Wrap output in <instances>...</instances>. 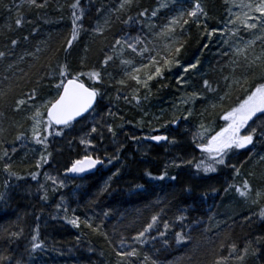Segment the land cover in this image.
<instances>
[{"label":"trees","instance_id":"16d2710c","mask_svg":"<svg viewBox=\"0 0 264 264\" xmlns=\"http://www.w3.org/2000/svg\"><path fill=\"white\" fill-rule=\"evenodd\" d=\"M16 2L0 0V51L11 52V55L0 58V93H3L0 95V155L7 150L5 160L19 174V178L9 179L0 162V255L5 257L0 264H16L17 260L21 264H127L117 255L118 250L125 251L118 247L121 238L139 253L129 258L132 264H151L152 260L157 264H215L219 257L225 258L220 264H264V239L256 240L264 237V218L259 216L264 198L254 204L255 191L247 199H241L234 188L225 191L230 184L239 185L244 179L249 180L254 190L264 188V134H255L251 152L249 149L238 154L240 178H235L230 168L219 167L216 172L209 173L207 181L195 180L188 176L187 169L178 170L172 166V161L181 159L182 153L171 149L165 152L162 145L153 143L138 151V143L130 136L135 133L133 129L143 128L140 132L143 133L154 128V124L146 127L149 119L141 121L144 108L153 115L161 111L164 122L174 119L163 112L166 101H171L163 82L153 88L151 98L141 99L143 109L139 106L134 108V102L127 103L122 98L128 95L125 88L118 93L117 88L120 87L101 82L98 88L103 101L98 106L109 105L106 119L114 125L118 138L115 137L118 143L112 151L106 152L117 157L111 160L115 164L112 167V163H106L105 167L77 178L62 191L47 194L48 198L42 199L48 188L43 183L42 173L35 169L44 146L29 135L28 116L16 108V101H28L33 88L37 90V97L29 102L50 96L55 88L53 82L56 84L59 77L46 73L58 72L61 63L66 62L70 70L79 65L95 67L104 73V77L108 71L112 72L111 69L116 71L115 63H109L106 68L101 65L111 41L124 33L126 26L123 20L129 16L136 17L140 12L146 14L150 6L136 0L129 7L130 13L111 14V27L106 28L102 35L92 34L87 38L82 29L66 52V41L72 28L68 21V0H47V5L40 8L31 5L17 7ZM37 2L42 4L44 0ZM202 3L211 21L221 20L224 12L221 0H202ZM111 5L102 1L97 7L105 11ZM18 10L24 17L21 26L14 23ZM89 11L94 18L98 15L96 10ZM85 26L84 23L83 28ZM12 39L18 40L16 46L11 45ZM218 72L216 68H210V77L207 75L209 86L220 83L221 73L217 75ZM82 78L86 84L93 85L88 77ZM109 111L119 115L110 116ZM120 124H123L122 128L118 127ZM52 131L56 134L54 129ZM21 132L25 136L17 140L16 136ZM173 134L175 138L176 134ZM175 140L178 142L179 137ZM49 143L50 140L47 147ZM185 154L190 156L188 151H184ZM79 157L80 154L72 157L62 153L65 166ZM114 168L120 171L110 175L108 182L107 174ZM165 169L171 177L168 182L145 175L150 171L153 177H158ZM31 172L37 173L35 178L29 174ZM80 179L82 184L78 183ZM5 180H8L7 186ZM106 184L107 189L101 191ZM58 203L61 209L56 208ZM65 208L67 212L63 210ZM65 215L79 217V227L69 223ZM153 215H158V220L141 244L134 239L135 234L151 221ZM178 216L183 219H177ZM85 221L92 227H88ZM165 221L168 228L164 227ZM96 225H100L99 230H94ZM37 226L39 239L44 244L32 250L31 236L37 231ZM11 231H21L22 234L19 238H11L7 234ZM177 233L186 239H178ZM250 240L260 251L243 261L235 259L230 245L236 243L237 248L242 249ZM145 256L150 259L145 260Z\"/></svg>","mask_w":264,"mask_h":264},{"label":"snow or ice","instance_id":"6c2138e0","mask_svg":"<svg viewBox=\"0 0 264 264\" xmlns=\"http://www.w3.org/2000/svg\"><path fill=\"white\" fill-rule=\"evenodd\" d=\"M27 3L31 6H35L37 8L45 7L47 5V0H44V3H38L37 0H27ZM132 0H120V4L118 8L112 9L113 12L119 13L124 10L126 7L130 6ZM237 8L235 13H231V18L227 21L224 28L219 29L224 36H232L233 34L238 35L239 30L236 25H242L245 30H255L261 29L264 31V0H239L238 3L234 5ZM72 9L71 13V35L66 41L65 51L72 46L73 41H75L80 31L83 29V18L85 17L86 9L81 6V0H73V3L69 6ZM159 7H167L166 3H160ZM96 11L102 12V8L96 9ZM146 11V10H145ZM145 15L144 12H140L136 17L129 16L126 20H123L122 23L125 25L135 24L137 22L142 23V17ZM151 15L155 17L157 15V10H153ZM207 17V13L204 11L200 0H194L193 7L191 9H185L183 11H179L177 15L172 16L170 20L164 24L160 31L155 33L157 37H163L166 39V43L162 46H157L154 40H149L147 36H142L137 34L135 36L129 35L128 33H123L117 35L114 38V42L109 48V51L105 54L103 61L101 62L102 68H106L109 63H114L117 59H119V65L123 69L122 76L119 80H116L115 83L120 88H117V92H121V88H127L128 95H123V99L127 103L136 102L138 105L141 99H146L147 96H141V89H145L146 92H151L150 82L154 79L162 78L164 76V72L166 69H170L173 64L179 65L180 59L178 56L180 54L181 49L184 47V42L180 39V36L176 33V28L179 27L183 29L185 25L189 24V22H194L197 25L201 23L200 17ZM119 18V17H118ZM16 26H21L24 23L23 15L17 11V18L14 21ZM231 24L232 27L229 29L228 25ZM111 27L110 18H105L103 23L99 21L92 29L94 33L103 34L106 28ZM204 27L207 29V25ZM35 29H33L34 31ZM218 29H211L208 35L217 32ZM26 39V37H25ZM254 40L246 41L242 47H237L233 53L237 59L240 56H243L247 61L249 60L247 49L250 45L254 44ZM11 45L16 46L18 44L17 39L11 40ZM224 43L227 44L228 40L225 39ZM126 50H130L136 56L141 58V62L137 63L134 59L131 58H121L125 56ZM6 55H11V52L0 51V58L5 57ZM26 55H31L30 53H26ZM227 55V54H225ZM22 59V57H21ZM262 57H255V60H261ZM143 61H146L143 62ZM196 63H199L197 60ZM233 66H235V61H232ZM11 67V65H9ZM196 64H188L185 67V71L188 68H195ZM59 71L55 70L46 73L48 76L56 77L59 79L54 85L56 89V95L48 97L40 104H32V108L34 111L31 112L30 119L32 120L31 125V136L38 143L42 144L45 149L48 146V137L53 135V129L56 134H62L64 129L70 128L73 125V122L77 120V118L83 119L84 114L88 113L90 110L94 109V106L97 102V97L101 95V89L94 86L95 82H103L104 73L100 69H90L87 72H71L68 64L61 63L58 65ZM111 78V74H107ZM87 76L89 80L93 81V85L86 84L82 77ZM227 79V77H225ZM177 80H180V77H177ZM261 82L256 83L254 86H249L245 89V94L243 98H240L237 103L230 106L227 109L223 110L222 119L224 121V125L220 127L218 130L212 129L210 126H207L205 123L201 122L197 126V130L192 133V142L196 149L200 150L201 156L200 158L192 157L190 159H180L179 162L176 160L172 161V166L180 167L181 165H188L192 169H194V175H198L200 173H214L218 170L220 166H227L226 157L232 149H241L246 145L251 144L253 142L255 134L259 131L261 134H264V127L257 128L252 127L249 124V121L256 116L257 113L264 115V76L260 77ZM134 82V83H133ZM235 83H241L240 81H234ZM245 83L247 82V78H245ZM205 86H209V82L207 80L204 81ZM3 95V93H0ZM201 95V93H191L184 103H188L189 100L194 99L196 96ZM37 97V90L35 88L31 89L30 95L28 96V101L35 100ZM117 98H120L118 95ZM225 97H221L223 100ZM26 101L24 99L18 100L16 102V108L19 109L21 105L25 104ZM215 107V105H213ZM108 115L110 116H118V113H112L109 111ZM192 115V109L189 108L188 111L184 114V118ZM123 120V117H120ZM180 118H174L171 123L176 124ZM247 125V127H245ZM107 129L109 133H111L112 137L115 138L117 133L113 124L108 123L103 125ZM118 127L122 128L123 124H120ZM244 129L245 134H241V130ZM98 131L97 124L93 123L90 129V132L83 134L80 137V144L84 145L87 149L88 147L94 144L93 139L88 138L91 133H96ZM25 134L23 132L19 133L16 136V139L19 140L24 137ZM103 139V134L100 136ZM133 139H137L133 137ZM153 141H168L169 137L167 135H154L150 137ZM2 143V142H0ZM172 144H175V138L171 140ZM15 151V149H12ZM119 151V149H117ZM50 153L45 155L41 154V157L37 159L36 166L39 168L42 163H47L48 156ZM8 157V151L3 150V154L0 155V162H2V167L5 173H7L9 179L12 177L19 178V174L13 171V165L5 160ZM117 157L113 156L109 159V163H111L112 159H116ZM103 160L99 155H93L92 153H87L79 158L75 159L71 166L65 168V172H73V173H86L88 170L95 168L98 164H102ZM235 169V173H239V168H236L235 165H232ZM167 168V166H166ZM120 170L117 169L118 173ZM33 178L36 177V172L29 173ZM116 175V173H113ZM145 175L150 178H155L159 180H163L168 176V172L165 170L160 173L158 177H153V173L150 171H146ZM45 176L48 179L57 180L56 177H50L47 173ZM111 179V178H109ZM173 180L176 179L175 176L172 177ZM5 185L7 186L8 180H5ZM59 185L62 187L64 185V181L58 180ZM44 186L41 185V188ZM139 187V186H138ZM234 188L235 191L241 197H251L253 192L255 191V199L252 200V203L257 204L260 202L261 198H264V188L262 189H253L251 183L248 179H244L241 184H230L228 188L225 189L227 192L229 189ZM107 189V184L101 191H105ZM215 191V189H213ZM2 196V194H0ZM47 191H45L42 199H47ZM63 197H61V201H63ZM57 209H61V204L58 203L56 205ZM67 212V209H63ZM259 216L264 218V206L260 208ZM66 220H69L74 226L79 227L80 218L76 216H72L69 218L67 215L64 217ZM177 219H183L182 216H178ZM245 219H248L245 217ZM158 220V215H153L151 217V221L146 224L142 230L137 231L134 239L139 241L141 244L144 243V238L146 233L152 229L153 224ZM88 227H92V225L85 221ZM164 227L168 228L169 225L165 221ZM100 225H96L94 230H99ZM7 231V230H5ZM11 238H19L21 236V231H11L7 233ZM107 236L106 233H104ZM162 235V233H161ZM177 238L180 240L186 239L184 235L181 233H177ZM264 239V237H257L256 240L259 241ZM167 243V241H165ZM44 244L43 240L39 239L38 226L37 231L31 236L30 247L32 250H36L42 247ZM126 245V241L121 238L119 241V246L123 249ZM253 241H248L244 244L242 249L237 248L236 243H232L230 248L232 253L235 254L234 258L240 261H243L245 257L252 255L256 256V254L260 251L259 248L253 246ZM223 247V245H221ZM238 253V254H236ZM118 257L127 261V264H132V261L129 259L131 257H136L139 255L137 249L132 247L130 251H117ZM5 257L0 255V261H3ZM150 259L148 256H145V260ZM224 257H219L215 264H220ZM16 264H21V261L17 260ZM151 264H157V261L152 260Z\"/></svg>","mask_w":264,"mask_h":264},{"label":"rangeland","instance_id":"374dc122","mask_svg":"<svg viewBox=\"0 0 264 264\" xmlns=\"http://www.w3.org/2000/svg\"><path fill=\"white\" fill-rule=\"evenodd\" d=\"M68 1L73 3V0ZM102 1L108 2V5L109 3H112V5L110 7L107 6L108 9H106L102 14L96 15L95 18L92 17L88 11L92 9L94 10L99 2ZM135 1L136 0H132L130 6L126 7L121 12L116 13L113 12L112 9L119 7L120 0H84V3L87 4L86 6L88 7H84L86 9L85 17L83 18V24H86V26L83 28L84 32L87 33V36L96 34L92 31V29L95 27L98 21L103 23L105 18H110V21L112 22V18L110 16L111 14L120 15L121 13H130L131 10L129 7H131ZM20 2H23L24 5L27 4V2H24V0H21ZM142 2L147 4L148 0H142ZM162 2L166 3L167 7H159V4ZM221 2L224 6V12L221 15V20L211 21L205 5L202 4V0H200L204 11L207 13V17L201 16V23L199 25L190 21L189 24L185 25L183 29H180L179 27L176 28L177 35H179L180 39L184 42V47L181 49L178 56V59H180V64H173L170 69L165 70L164 76L162 78L151 81L150 93L146 92V90L143 88L140 91L142 97L146 95L147 97L151 98L153 88L159 82H163L165 84L164 90L170 95L169 97L171 99V101H166V106L163 109V112L170 117L172 116L177 118L178 116L181 119L174 130V133L176 134L175 139H177L178 136L179 141L175 144H172L171 140L173 137L169 133L170 127L172 125L171 121L169 123L167 121L164 122V115H160L161 111L158 115H153L150 110L142 111L141 121L142 118L143 120L149 119L146 121L145 125L154 124L155 129L159 131V133H163V131L166 130V132L169 133V136H171L169 142L163 146L165 152H169V150L175 147L177 144H182L180 146H182L181 148L184 150L191 147L193 143L191 138L192 133L197 130V126L201 122L205 123L207 126H210L214 130H218L220 127H222L224 125V121L221 120L219 123L218 116L223 114L224 109L229 108L230 106L237 103L240 98H243V95L245 94L244 90L249 86H254L256 83L261 82L260 77L264 76V31L261 29L245 30L242 25H236L239 30L238 35L233 34L232 36H224V34L221 33L219 29L224 28L227 21L231 18V13H235L237 11V8L234 5L238 3L239 0H221ZM16 4H18V0ZM193 4L194 0H156V2L151 5L148 12H146V14L142 17V23L137 22L135 24L125 25L127 29H131V31L127 33L132 36L137 34L147 36L149 40H154L157 46H162L167 42L166 39L163 37H157L155 33L159 32L161 27L166 24L172 16L177 15L179 11L191 9ZM69 9L70 13H72V9ZM153 10H157V15L155 17L151 15ZM205 24L207 25V29L204 27ZM231 27L232 25L229 24L228 28L230 29ZM213 28L218 29V31L208 35V33ZM225 39L228 40L227 44L224 43ZM249 40L255 41L254 44L250 45L247 49L249 60L246 61L243 56H240V58L237 59V57L233 55L235 49L237 47H242L243 44ZM113 42L114 39L110 44L112 45ZM189 43H191L190 47H187ZM258 56L262 57V59L255 60V57ZM121 58H131L137 63L141 62V58L131 53L130 50H126L125 56ZM197 60L199 63H196ZM232 61H235V66H233ZM143 62L146 63V61ZM114 63L118 64L117 70L114 71L111 69L112 72L108 71L103 78V81L108 84H112L114 87H121L117 85L115 81L121 78L123 69L119 65V59H117ZM188 64H196V67L188 68V70L185 71V67ZM82 67L86 68L84 65H79L77 68H73L70 71L73 73L85 72ZM210 68H216V70L221 73L219 75L220 83H216L213 86H205L204 81L207 80L209 82L208 77H210V73L208 72L210 71ZM113 72H116V76H113ZM219 72L216 74L218 75ZM108 73L111 74V78L107 75ZM177 77H180V80H177ZM225 77H227V79H225ZM245 78H247L246 83L244 82ZM237 80L241 83L234 82ZM54 85L55 84L53 82V86ZM94 86H101V82H95ZM125 89L127 90V88ZM194 92L201 93V95L189 100L188 103H184L183 101ZM55 95L56 89L53 88L51 95L45 97L44 100ZM221 97L225 98L221 100ZM44 100H42V102ZM42 102H26L25 104L21 105V107L25 109L26 114L28 117H30L31 112L34 111L31 105L40 104ZM213 105H215V107H213ZM189 108L192 109V115L185 119L184 114ZM221 108L224 109L222 110ZM195 118H199L197 122H195ZM29 120V129L31 134L32 120L30 118ZM93 123L97 124L98 131L96 133H91V135L88 137L93 139L94 144L86 149L84 145L80 144V137L83 134L90 132ZM249 124H251L252 127H264V115L257 113L256 116H254L253 119L249 121ZM103 125H105V123L102 122L101 115L97 112H93L92 114H88L85 118H83L82 122L70 127V131H68V133H71L73 136V140H71V147L67 146L66 149L62 150L63 148L58 144V142L62 139L61 138L60 140L55 139L54 143L50 144L47 149L44 147L41 149L38 159L41 157L42 153L45 155H47V153L51 154L48 156L47 163H42L39 167L43 170V183H46L48 188L47 193L50 192L52 194L53 192H60L71 182L66 181L62 175V172L65 169V162L62 159V153H66L72 157L75 156V153H77L76 155L80 154V156H83L89 152L93 155L101 154V159L105 161V164L109 163L108 161L111 156L106 152L112 151L113 146H111L109 143L113 142L112 140L108 141L106 138H104L105 136L109 137L107 136L109 132L105 127H103ZM245 127H247V125ZM101 134H103V139L100 138ZM241 134H245L244 129L241 130ZM69 143L70 141L68 144ZM253 146L254 143H251L241 149H232L226 157L227 166L220 167L230 168L233 170L234 177L240 178L236 175L235 169L231 166L235 165L237 168L239 162L237 156L240 151H246L250 149L251 152V148ZM137 150L139 151L141 148L138 146ZM198 153L201 156L200 150ZM183 159L186 160L188 157ZM45 173H47L50 177H56L58 179H48L45 176ZM58 180L64 181V185L62 187L59 185ZM67 182L69 183L67 184ZM78 183L82 184L81 181ZM118 247L120 246L118 245ZM123 249L128 250L129 245L126 243Z\"/></svg>","mask_w":264,"mask_h":264},{"label":"bare ground","instance_id":"6f19581e","mask_svg":"<svg viewBox=\"0 0 264 264\" xmlns=\"http://www.w3.org/2000/svg\"><path fill=\"white\" fill-rule=\"evenodd\" d=\"M21 0H18V6L17 7H19V6H21V5H23V6H28V3L26 4V5H24L23 4V2H20ZM24 2H27V0H24ZM156 2V0H148V5L151 7V5L152 4H154ZM72 4V2H70V1H68V3H67V6H68V8H70L69 6ZM203 4V3H202ZM87 4H85L84 3V0H81V6L82 7H86V8H88L87 6H86ZM96 9H98V7L96 6L95 8H94V10H96ZM103 9V8H102ZM103 12H105L104 11V9H103V11L102 12H97L98 14H102ZM68 21H69V26H72V22H71V14L69 13V18H68ZM127 27H125L124 29V33L126 32H130L131 31V29H126ZM94 35H102V34H94ZM90 35H88L87 36V38H90L89 37ZM116 67L118 66V64H114ZM86 68H84V67H82L84 70H85V72H87L88 70H90V69H93V68H95V67H91V66H85ZM87 77V76H86ZM92 82V81H91ZM93 83V82H92ZM18 100H21V99H18ZM17 100V101H18ZM42 100H44V98H42L41 100H39V101H41L42 102ZM16 101V102H17ZM26 101V100H25ZM103 101V94H102V92H101V95L100 96H98L97 97V102H96V104H95V106H94V109H92V110H90L88 113H85L84 114V117L83 118H85L88 114H92L93 112H97V113H99L100 115H101V118H102V122L103 123H105V124H108L109 122L107 121V119H106V115H107V111H108V109H109V105L108 104H106L105 103V105H103V103H102V105L103 106H98V103L99 102H102ZM26 102H28V103H33V102H29V101H26ZM38 102V101H37ZM142 103H143V100L142 101H140L139 102V104L137 105L136 104V102H134L133 103V105H134V108H136V107H141L142 109H143V106H142ZM20 110H22V112H25L26 113V111H25V109H23L21 106H20V108H19ZM28 109V108H27ZM143 110H145V111H148L146 108H144ZM29 113V112H28ZM27 115V114H26ZM30 115V114H29ZM223 115V114H222ZM222 115L220 116H218V122L220 123L221 122V120L223 121V119H222ZM28 116V115H27ZM178 117V116H177ZM143 119V118H142ZM198 119L199 118H195L194 120H195V122H197L198 121ZM28 120H29V117H28ZM82 120L83 119H81V118H77V120L76 121H74L73 122V125L72 126H74L75 124H77V123H79V122H82ZM180 120L181 119H179L178 121H177V123L176 124H172L171 125V127H170V129H171V131L169 130V133L172 135L173 133H174V130L176 129V127H177V125L179 124V122H180ZM30 121V120H29ZM75 123V124H74ZM29 124H30V122H29ZM141 126H142V123L140 124ZM151 125V124H150ZM148 126H149V124L148 125H146V127L148 128ZM136 129H133V131L135 132V133H132V134H130V136L133 138V137H136L137 139H135L136 140V142L138 143V145H136L137 147L139 146L140 148H141V150L143 149V148H146V147H148V144H157V145H162V146H165L166 144H167V142H169V140H170V137L171 136H169V133L168 132H166V130H164L163 131V133L161 132V133H159V131H156V133H154L153 134V132L156 130L155 129V126H154V128L151 130H148V131H145V132H143V133H140L141 131H142V129L143 128H137V127H135ZM68 131H70V129L68 130ZM29 135L31 136V134H30V129H29ZM57 135V136H56ZM154 135H167L168 137H169V140L168 141H159V142H156V141H153V140H151L150 139V137L151 136H154ZM174 135V134H173ZM107 136H109V137H104V138H106L108 141H111L112 140V142L113 143H109L111 146H113L112 148H114L116 145H117V143H118V138L116 139V138H113L112 137V135H111V133H109ZM32 137V136H31ZM58 138H62L60 141H59V145H61V147L63 148L62 150H64V149H66V147L67 146H69V147H71V144H72V141L71 140H73V136H72V134L71 133H68L67 132V130L66 131H63V133L62 134H55V133H53V135H51V136H49L48 137V140H50V143L49 144H53L54 143V140L55 139H57L58 140ZM119 139H121V136H119ZM70 141V143L68 144V142ZM180 145H182V144H177L175 147H173L171 150H172V152H173V150H175V151H177V152H180V153H182V156H181V159H183V158H186V157H188V159H190V158H192V157H195V158H200V154L198 153V151H199V149H196L195 148V146H194V144L192 143V146L191 147H189L188 149H182L181 147L182 146H180ZM191 148V149H190ZM184 151H188L189 153H190V156H187V154H185L184 155ZM108 152V151H107ZM77 153H75L74 155H76ZM111 159V158H110ZM115 160V159H114ZM178 161L177 162H179V160L180 159H177ZM238 161H240V159L238 158ZM112 163V167H113V164H115V161L113 162H111ZM105 161H103V163L102 164H98L97 165V167L95 168V170L93 171V172H91V173H89V174H92V173H94L98 168H101V167H105ZM70 166V164L68 165V166H65V168H68ZM166 167V166H165ZM176 169H187L188 170V176L189 177H191V178H194L195 180H200V181H207V177L209 176V173H200V174H198V175H194L193 173H194V169H192L190 166H188V165H181L180 167H177ZM164 170V169H163ZM166 170V169H165ZM35 171L36 172H41L42 173V175H43V170L42 169H40V168H37L36 167V169H35ZM116 171V169L114 168V169H112L111 170V172H109L108 174H107V181L109 182L111 179H109L110 178V175H112L113 176V173ZM65 172V169L63 170V172H62V175L64 176V178L66 179V181H71V182H74L75 180H77V178H80V177H75V176H71V175H67L66 173H64ZM174 172V171H173ZM236 175L239 177L240 175H239V173L237 174L236 173ZM106 177V176H105ZM81 178H83V177H81ZM81 180V179H80ZM165 182H168V181H170L171 180V177H169V175L167 176V177H165L164 179H163ZM81 182H82V180H81ZM107 182V183H108ZM152 182H156V181H152ZM100 185V187H101V184H99ZM108 185V184H107ZM47 194H51L50 192H48ZM241 197V196H240ZM241 199H247V198H245V197H241ZM181 220V219H180ZM120 241V240H119ZM128 244V243H127ZM118 245H119V242H118ZM129 245V244H128ZM131 250V246L129 245V249L128 250H125V251H130Z\"/></svg>","mask_w":264,"mask_h":264},{"label":"water","instance_id":"95a60500","mask_svg":"<svg viewBox=\"0 0 264 264\" xmlns=\"http://www.w3.org/2000/svg\"><path fill=\"white\" fill-rule=\"evenodd\" d=\"M156 142H159V141H156ZM70 166H71V164H70ZM95 168H93L91 170H88L86 173H73V172H64V173H66L67 175H71V176H75V177H80L81 178V177H84L86 174H89V173L93 172L95 170Z\"/></svg>","mask_w":264,"mask_h":264}]
</instances>
